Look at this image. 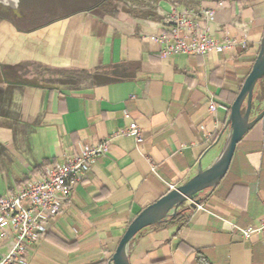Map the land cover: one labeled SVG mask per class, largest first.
Segmentation results:
<instances>
[{
  "label": "crops",
  "instance_id": "0c3cea01",
  "mask_svg": "<svg viewBox=\"0 0 264 264\" xmlns=\"http://www.w3.org/2000/svg\"><path fill=\"white\" fill-rule=\"evenodd\" d=\"M114 8V16L94 8L20 37L12 58L1 60L12 88L0 114V197L44 165L109 141L16 264L106 263L143 209L191 179L199 163L210 166L264 32V0H118ZM203 10H212L214 21ZM178 11L190 12L212 38L226 34L246 45L164 58L153 37ZM131 123L140 142L112 137ZM201 197L203 209L186 212L184 226L141 231L130 244V264H264V236L242 240L232 228L264 220V117L237 144L219 185ZM13 237L0 240V256Z\"/></svg>",
  "mask_w": 264,
  "mask_h": 264
},
{
  "label": "built area",
  "instance_id": "2783aa9c",
  "mask_svg": "<svg viewBox=\"0 0 264 264\" xmlns=\"http://www.w3.org/2000/svg\"><path fill=\"white\" fill-rule=\"evenodd\" d=\"M201 15L207 21H214L212 10H203ZM167 21L168 28L153 37L164 58L174 55L206 56L246 45V41L230 38L226 34L221 40L212 38L208 29L201 28L188 11L173 12L167 16ZM216 109L217 105L209 102L208 111L213 113ZM112 137H129L140 142V129L135 123H131ZM108 149L109 141L83 147L63 163L45 167L15 193L0 197V240L10 232L14 235L6 254L0 256V264L22 261L28 247L46 233L47 220L61 213L74 189L84 180L96 160L106 155ZM174 188L169 186V190ZM196 209L203 208L197 205ZM232 228L242 240H248L254 235L264 236V220L244 229L235 225Z\"/></svg>",
  "mask_w": 264,
  "mask_h": 264
},
{
  "label": "water",
  "instance_id": "95a60500",
  "mask_svg": "<svg viewBox=\"0 0 264 264\" xmlns=\"http://www.w3.org/2000/svg\"><path fill=\"white\" fill-rule=\"evenodd\" d=\"M263 79L264 32L252 68L229 108L223 133L227 132L214 161L205 169L199 163L196 174L191 179L143 209L129 223L114 254L106 264H130L129 247L141 231L167 222L176 217L180 211L195 210L203 200L201 195L211 193L219 185L228 172L237 144L264 117V105L261 111L252 117L254 90Z\"/></svg>",
  "mask_w": 264,
  "mask_h": 264
},
{
  "label": "rangeland",
  "instance_id": "374dc122",
  "mask_svg": "<svg viewBox=\"0 0 264 264\" xmlns=\"http://www.w3.org/2000/svg\"><path fill=\"white\" fill-rule=\"evenodd\" d=\"M7 3V0H3ZM56 1H68V0H26V7L25 5L22 7L21 3L22 0H17L15 5V12L16 14H19L20 12L22 15H25V18L23 21H18L16 18L12 16V7L9 5H5L0 0V60L6 61L7 59L12 58V55L17 49V44L19 43L17 41L16 34H14L13 30L11 29L12 26L19 30L20 32H28L34 27H37L38 25H42L45 22H48L49 20H52L53 18L62 16L64 14H67L72 8H66V7H58L55 3ZM8 9L5 10L6 12L1 11L2 9ZM23 9V11H22ZM19 10H21L19 12ZM25 12V13H24ZM20 48V47H19ZM7 49H9V55L7 53ZM32 71L34 73L38 72V67L34 66L32 68ZM7 79H12V76L9 75ZM5 82L2 81L1 74H0V114L3 113V108L6 106V99L7 94L6 90L7 87L5 86ZM3 91L1 92V90ZM260 108L262 104H257Z\"/></svg>",
  "mask_w": 264,
  "mask_h": 264
},
{
  "label": "flooded vegetation",
  "instance_id": "af4514ba",
  "mask_svg": "<svg viewBox=\"0 0 264 264\" xmlns=\"http://www.w3.org/2000/svg\"><path fill=\"white\" fill-rule=\"evenodd\" d=\"M105 1H107V0H68V1H64V2L63 1H56L55 4L58 7L64 6V7L69 8V9L74 7V9H71L67 14L53 18L52 20H49L48 22H45L42 25H38L37 27H34L33 29H31L28 32H24V31L20 32L19 30L14 28V26H12L11 29L13 30L14 34H16L17 40H20V37L24 38V37H27L29 35L36 34L40 30H42L43 28L54 24L55 22H57L60 19L71 16L72 14H75L77 12L90 11L94 8H98ZM1 2H3L5 5H7V6L9 5L10 7L13 8L12 9L13 10L12 16L14 18H16L18 21L24 20L25 15L24 14L22 15V13L20 12L21 10H19V12H20L19 14H16V12H15V5H16L17 0H15L14 2L7 1V3L4 2L3 0H1ZM25 2H26V0H22V3H21L22 7L24 5L26 7L27 4ZM5 10H8V9L4 8L1 11L6 12ZM22 11H23V9H22ZM0 74H1L2 81H4L6 83L5 86L7 87V89H4V91L6 90V94H8L12 88V85L10 83V79H7V77H9L10 73L8 72V68H7L6 64L4 63V61H1V60H0ZM2 91H3V89L1 90V92Z\"/></svg>",
  "mask_w": 264,
  "mask_h": 264
},
{
  "label": "trees",
  "instance_id": "16d2710c",
  "mask_svg": "<svg viewBox=\"0 0 264 264\" xmlns=\"http://www.w3.org/2000/svg\"><path fill=\"white\" fill-rule=\"evenodd\" d=\"M121 1L122 0H120V2ZM124 1L129 2V1H135V0H124ZM116 2H118V0H107L98 7V10L100 12H102V14H104V15L114 16L117 13L116 9L114 8V3H116ZM245 79L241 83V86L239 87V91H240ZM236 96H237V94H234L232 102L234 101ZM263 101H264V79L261 82H259L255 87L253 103H252V111H256V110L258 111L259 107H257L258 106L257 104H259L260 102H263ZM215 141H216V137H214L213 143ZM46 166H48V165H44L39 170L34 171V173L32 174V177H34L35 174L41 172ZM32 177L28 178L22 185H24L28 181H30L32 179ZM188 211H191V210L180 211L176 217L168 220L167 222L159 225L158 227H170V226L182 227V226H184V224L186 223L187 218H188V213H186ZM99 264H106V263L102 262ZM198 264H199V260H198Z\"/></svg>",
  "mask_w": 264,
  "mask_h": 264
},
{
  "label": "bare ground",
  "instance_id": "6f19581e",
  "mask_svg": "<svg viewBox=\"0 0 264 264\" xmlns=\"http://www.w3.org/2000/svg\"><path fill=\"white\" fill-rule=\"evenodd\" d=\"M7 1H11V2H14L15 0H7Z\"/></svg>",
  "mask_w": 264,
  "mask_h": 264
}]
</instances>
